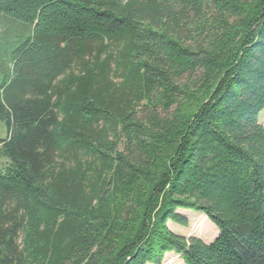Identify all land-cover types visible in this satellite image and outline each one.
Masks as SVG:
<instances>
[{
	"label": "trees",
	"instance_id": "trees-1",
	"mask_svg": "<svg viewBox=\"0 0 264 264\" xmlns=\"http://www.w3.org/2000/svg\"><path fill=\"white\" fill-rule=\"evenodd\" d=\"M3 20L28 36L0 82V264H264V0H0ZM183 210L217 238L174 233Z\"/></svg>",
	"mask_w": 264,
	"mask_h": 264
},
{
	"label": "rangeland",
	"instance_id": "rangeland-1",
	"mask_svg": "<svg viewBox=\"0 0 264 264\" xmlns=\"http://www.w3.org/2000/svg\"><path fill=\"white\" fill-rule=\"evenodd\" d=\"M4 27L0 30V35L3 33L2 38L0 39V48L2 50L0 57V64L4 68L0 70V82H3L8 73L5 71L7 64L13 56V51L17 47V44L23 42L27 39L28 30L22 28L21 26H15V24H10L9 22L3 20ZM19 25V24H17ZM24 29V30H23ZM7 70V69H6ZM260 123L264 126V111L259 116ZM8 136L6 126L3 122L0 121V140L6 139ZM7 163L0 155V166L2 167ZM179 213L185 216L189 221L188 227H182L174 222H169L168 225L170 229L177 235L185 237H196L203 240L205 243L213 242L218 236L217 227L208 220L205 215L199 214L191 210L179 211ZM163 264H184L181 257L176 254H169L166 256Z\"/></svg>",
	"mask_w": 264,
	"mask_h": 264
}]
</instances>
